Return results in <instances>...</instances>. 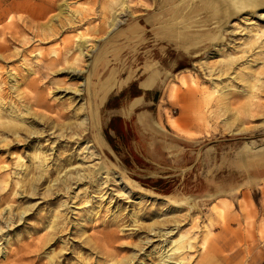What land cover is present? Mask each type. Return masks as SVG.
I'll list each match as a JSON object with an SVG mask.
<instances>
[{
    "label": "rangeland",
    "instance_id": "1",
    "mask_svg": "<svg viewBox=\"0 0 264 264\" xmlns=\"http://www.w3.org/2000/svg\"><path fill=\"white\" fill-rule=\"evenodd\" d=\"M212 10L0 0V264H163L180 235L184 264H264V19L218 40Z\"/></svg>",
    "mask_w": 264,
    "mask_h": 264
},
{
    "label": "bare ground",
    "instance_id": "2",
    "mask_svg": "<svg viewBox=\"0 0 264 264\" xmlns=\"http://www.w3.org/2000/svg\"><path fill=\"white\" fill-rule=\"evenodd\" d=\"M200 2L203 3V5L206 7H210L213 8V19L216 21L215 23V38L220 40L224 37L225 32H227V28H225L226 24H229L231 22H233V20L240 14L243 13H248V15L257 17L258 19H264V11L260 12L258 15H254V13H256L259 10H264V0H199ZM190 4V3H189ZM188 4V6H189ZM116 14L113 18V22L111 24L112 27L116 26L118 23L120 24V20L116 19ZM135 19V18H134ZM189 20V19H188ZM252 20V19H251ZM212 22V21H211ZM249 23V22H248ZM253 24V22H251ZM127 24V23H126ZM188 26V25H187ZM127 28V27H126ZM117 29V28H116ZM181 29V28H180ZM112 32V31H111ZM145 34V33H144ZM115 35V34H114ZM109 37V36H108ZM126 37V36H125ZM133 37V36H132ZM201 38V37H200ZM183 39V38H182ZM185 39L188 41L189 44H187L186 48H184V50H182L181 52V57H179L180 59L185 58L186 56L191 57L193 56V52L195 55V46L194 43H192V39L189 37H185ZM109 42V41H108ZM111 42V40H110ZM207 42V41H206ZM225 43V42H224ZM116 45V44H114ZM210 45V44H209ZM111 47V46H110ZM147 50V49H146ZM144 52V51H143ZM161 52V51H160ZM207 53V52H206ZM205 53V54H206ZM106 54V53H105ZM116 54V53H115ZM208 54V53H207ZM210 54H215V52H211ZM142 55V54H141ZM114 56V55H113ZM204 56V54H203ZM209 56V55H208ZM113 60V59H112ZM119 60V59H118ZM174 60V59H173ZM200 60V59H199ZM117 61V60H116ZM118 62V61H117ZM194 62V61H193ZM106 63V62H105ZM123 64V63H122ZM119 65V64H118ZM133 65V64H132ZM170 65H173V63H170ZM194 66V65H193ZM180 68V67H179ZM111 69V68H110ZM161 70V69H160ZM129 73V72H128ZM159 73V72H158ZM165 73V72H164ZM168 74V73H167ZM91 76V75H90ZM93 76V75H92ZM130 76V75H129ZM156 76L158 78V76H160V73L157 75V73L148 76L147 79H145L146 81L143 82V86L144 87H151L154 82L156 81ZM137 77V76H136ZM163 78V77H162ZM172 78V77H171ZM124 80V79H123ZM142 81V80H141ZM160 82V80H159ZM167 81L165 80V83ZM83 83V82H82ZM142 84V83H140ZM158 84V83H157ZM89 85V84H88ZM91 87V86H90ZM92 95V94H91ZM98 100V98H97ZM100 100V99H99ZM139 124V123H138ZM95 131H98L99 127L95 128ZM93 135V134H92ZM95 135V134H94ZM102 137V136H101ZM99 135V139L98 137L96 138V141L98 142V144L101 142L103 143L102 138ZM98 139V140H97ZM100 140V141H99ZM76 177V176H75ZM120 180V179H119ZM182 201V200H181ZM151 226V225H150ZM164 227V226H163ZM143 228V227H142ZM149 229V228H148ZM151 230V229H150ZM141 231H139V229H137L135 231L136 234L140 233ZM162 233V234H161ZM167 234H171L170 232H158V235L160 237H164V239H166V235ZM183 235H180L176 240H174L172 243H174V247L172 246L170 248V252H162L160 254V263H168V261L171 260V256L172 254L178 253L179 257H178V261L181 264H184L183 260H184V256H181V251L184 250L185 248V240L183 239Z\"/></svg>",
    "mask_w": 264,
    "mask_h": 264
},
{
    "label": "crops",
    "instance_id": "3",
    "mask_svg": "<svg viewBox=\"0 0 264 264\" xmlns=\"http://www.w3.org/2000/svg\"><path fill=\"white\" fill-rule=\"evenodd\" d=\"M148 78V77H147ZM145 78V79H147ZM142 80L141 82L137 83V89L135 90L134 93H132L131 95H129L127 92L124 93L122 96V104L121 106H119V104L116 103V105L111 106V102L110 101L108 103V107L113 110V114L111 115L112 117L109 120V123L106 127L105 130V137L107 139L108 135V139L107 140L110 145L113 146V139H112V135L110 134L111 131H114L116 134H120L119 132L117 133L116 127H115V123H120V124H124L125 129L128 130V125L126 121H130V119L133 116L134 110L138 105L141 104V102L145 103V97H146V91L149 92L153 89L154 85L156 84V82H154V84L151 87H144L143 86V82L146 80ZM142 83V84H140ZM128 85H125V88H127ZM128 91V89H127ZM143 92V93H141ZM116 100V99H115ZM112 121V123H111ZM123 122V123H122ZM111 123V124H110ZM245 238H247V236H245Z\"/></svg>",
    "mask_w": 264,
    "mask_h": 264
},
{
    "label": "trees",
    "instance_id": "4",
    "mask_svg": "<svg viewBox=\"0 0 264 264\" xmlns=\"http://www.w3.org/2000/svg\"><path fill=\"white\" fill-rule=\"evenodd\" d=\"M111 123H112V121H111ZM110 123V124H111ZM107 136V140H109L108 139V135H106ZM146 182H148V183H150L149 184V186L151 187V188H153V189H155L157 192H160V193H164V194H166V193H168L169 191H163L162 189H159V186L162 184V183H164V181H162V180H155V181H151L150 179H147V181ZM158 188V189H157Z\"/></svg>",
    "mask_w": 264,
    "mask_h": 264
}]
</instances>
